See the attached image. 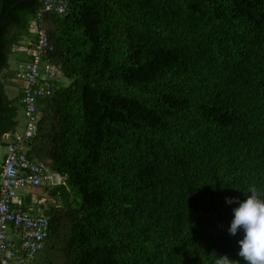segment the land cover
Segmentation results:
<instances>
[{"label": "trees", "instance_id": "trees-1", "mask_svg": "<svg viewBox=\"0 0 264 264\" xmlns=\"http://www.w3.org/2000/svg\"><path fill=\"white\" fill-rule=\"evenodd\" d=\"M39 7L0 0V145ZM44 28L62 76L27 156L67 179L18 206L50 221L32 264H246L226 198L264 192V0H71Z\"/></svg>", "mask_w": 264, "mask_h": 264}, {"label": "built area", "instance_id": "built-area-1", "mask_svg": "<svg viewBox=\"0 0 264 264\" xmlns=\"http://www.w3.org/2000/svg\"><path fill=\"white\" fill-rule=\"evenodd\" d=\"M38 1L36 17L29 21L31 38L15 47L16 52L26 53L30 61L20 65L17 74L23 88L24 131L8 141L6 156L0 163V264H32L48 237L49 218L42 212L32 216L18 207L22 205L19 192L57 187L67 179L27 156L30 142L38 132L40 101L55 95L53 81L62 76L61 69L47 59L51 45L44 28V15L49 12L66 15L71 3V0Z\"/></svg>", "mask_w": 264, "mask_h": 264}, {"label": "clouds", "instance_id": "clouds-1", "mask_svg": "<svg viewBox=\"0 0 264 264\" xmlns=\"http://www.w3.org/2000/svg\"><path fill=\"white\" fill-rule=\"evenodd\" d=\"M247 193L243 202L226 198L228 204H239L233 209L234 219L228 231L232 236H236L239 231L243 232L242 239L238 240V256L246 264H264V192L259 191L256 186H250ZM215 264L238 262L225 255L217 256Z\"/></svg>", "mask_w": 264, "mask_h": 264}, {"label": "rangeland", "instance_id": "rangeland-1", "mask_svg": "<svg viewBox=\"0 0 264 264\" xmlns=\"http://www.w3.org/2000/svg\"><path fill=\"white\" fill-rule=\"evenodd\" d=\"M20 54H16V55H12L11 58H10V67L8 69L7 72V75L9 74L10 77H13L15 79V83L16 84H13L11 83L10 81L7 82V79L3 78L4 80V84L6 85V93L8 95V97L11 99V100H14L21 92V89H20V86L17 85L18 82H17V73H20V69H19V63L18 61L21 60V57L18 56ZM18 58H20V60H18ZM20 125H21V133L23 132V128H24V121H23V114L21 115V118H20ZM5 150L4 147L0 146V163L2 162L3 160V157L5 156ZM7 152V151H6ZM33 191V195L35 196L36 199H38V197L42 196L41 194V191H37V190H32ZM31 191V192H32ZM29 192H26V193H23V192H19V194L23 195L22 197H24V199L26 198V195L28 194ZM36 193V194H34ZM51 200H49L48 202H50Z\"/></svg>", "mask_w": 264, "mask_h": 264}, {"label": "crops", "instance_id": "crops-1", "mask_svg": "<svg viewBox=\"0 0 264 264\" xmlns=\"http://www.w3.org/2000/svg\"><path fill=\"white\" fill-rule=\"evenodd\" d=\"M19 56V55H18ZM21 57V59H23V57L22 56H20ZM18 60H20V58H18ZM8 81H10L11 83H13V84H16L15 82V79L13 78V77H10L9 76V74H8V78H7V82ZM18 82V81H17ZM17 85H19L20 86V89H21V92H22V85L21 84H19V82H18V84ZM21 92H20V94H21ZM23 111V110H22ZM23 114V113H22ZM5 144H8V141H7V139H5L4 141H3V143L0 145V146H2V147H4V149H6V147L7 146H5ZM6 151L7 150H5V153H6ZM6 155V154H5ZM5 157V156H4ZM4 157H3V160H4ZM3 160H2V162H3ZM23 193H26V192H23ZM23 195L21 194H19V200H20V202L22 203L23 201H24V197H22ZM37 199H34L33 200V202H37V201H39V200H37ZM23 204V203H22Z\"/></svg>", "mask_w": 264, "mask_h": 264}, {"label": "water", "instance_id": "water-1", "mask_svg": "<svg viewBox=\"0 0 264 264\" xmlns=\"http://www.w3.org/2000/svg\"><path fill=\"white\" fill-rule=\"evenodd\" d=\"M5 146H8V144H5Z\"/></svg>", "mask_w": 264, "mask_h": 264}]
</instances>
